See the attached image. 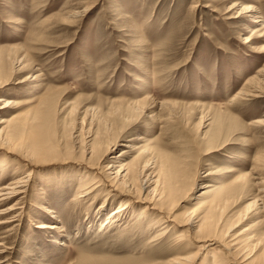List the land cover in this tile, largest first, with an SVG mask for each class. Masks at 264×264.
I'll return each instance as SVG.
<instances>
[{
  "label": "rangeland",
  "instance_id": "rangeland-1",
  "mask_svg": "<svg viewBox=\"0 0 264 264\" xmlns=\"http://www.w3.org/2000/svg\"><path fill=\"white\" fill-rule=\"evenodd\" d=\"M253 17L264 0H0V134L28 153L0 150V189L28 181L0 199V213L19 204L1 216L0 264H264V91L240 95L263 79ZM39 110L53 151L36 161ZM148 180L164 215L112 191ZM242 231L236 263L224 246Z\"/></svg>",
  "mask_w": 264,
  "mask_h": 264
},
{
  "label": "bare ground",
  "instance_id": "bare-ground-1",
  "mask_svg": "<svg viewBox=\"0 0 264 264\" xmlns=\"http://www.w3.org/2000/svg\"><path fill=\"white\" fill-rule=\"evenodd\" d=\"M240 6V4H238V2H236L232 7H231V10L230 11H235L236 10V8H238ZM204 7H210L209 5H206V6H204ZM229 11V12H230ZM244 12H242V13H245V14H248V13H254V9H253V7H248L247 9H245L244 8V10H243ZM238 13V16L236 17V18H239V17H241V12L239 13V12H237L236 11V14ZM234 15V14H233ZM253 19H255L254 17H253ZM257 19V18H256ZM255 19V21L253 20V22L256 24V25H260L261 23H263L264 21L261 19V18H259L260 20H256ZM262 34V33H261ZM262 37H264V35L262 36ZM251 41V39H249V38H247V41H245V44H248V43H251L250 42ZM261 51H263L264 52V48L261 50ZM5 63V62H4ZM5 65L7 66V63H5ZM4 64H3V66L4 67H1V69H0V72L2 73V74H4L5 72H7L8 70H7V68H6V66H5ZM21 66V65H20ZM12 67V66H11ZM9 68V67H8ZM13 71V70H12ZM16 71V70H15ZM14 71V72H15ZM7 75V74H6ZM259 76L260 77H262L263 79H260L258 82H256L255 83V79L254 80H250L249 81V83H248V85L250 84V86H249V89L247 90V92L244 94V93H242V94H240L241 96H246V97H252V98H261V95L263 94V91H264V86H262V85H264L263 83H264V68L259 72ZM258 80V79H257ZM26 82V80L25 81H23V82H21V83H25ZM255 84V85H254ZM1 102V101H0ZM45 106H47L48 108L47 109H50L49 108V105H45ZM6 108H9V106L7 105V106H5L4 108H1V109H6ZM39 112H41L40 110L39 111H37L36 113L38 114L37 116H35L34 117V120L35 121H37V118L40 116V119H39V121L41 122V127L40 126H35V131H34V133H35V137H34V139H35V141L33 142V147H31V152H32V157L36 160V161H40V159H42L43 157H45L46 156V154H50L52 151H53V149L52 148H49V149H47L46 147H44V143H45V141H46V138H45V135H46V129H47V125H49V123H52V121H50V118L49 117H45V116H42ZM49 112V111H48ZM9 120H7V119H5V118H0V125H3V124H5V123H7ZM260 123H264V122H260ZM18 127H16V129L14 130V132H19V129H17ZM24 128V127H23ZM37 137H39L38 139H37ZM37 139V140H36ZM16 140L15 139H13V135L11 134V135H9V136H6V137H4L3 135H1L0 134V145L2 146V148L0 149V150H2V151H4L5 153H6V155H15V152L14 151H19L20 153H22V154H24V153H26V154H28L26 151H24V149L21 147V145H20V143H15L14 145H13V143L15 142ZM112 149H110L109 151H111ZM108 151V152H109ZM24 158H27V157H24ZM167 163V162H166ZM166 163H165V165H166ZM109 166H111V165H109ZM170 167V166H169ZM173 167H176V165L175 166H173ZM113 168H116V165H112L111 167H109L108 169H107V171H111ZM123 169V168H122ZM122 169L121 170H119V171H117L116 172V179H118L119 177H122L121 175V171H122ZM168 169V168H167ZM170 169V168H169ZM125 171V170H124ZM165 171H167V170H165ZM170 172H171V170H169ZM172 171H174V170H172ZM175 172H176V170H175ZM169 173V172H168ZM167 173V174H168ZM127 175H128V173H126V175L123 177V179H125L126 180V178H127ZM164 175H165V173H164ZM173 175V173H171V175L170 176H172ZM30 175L28 174V176L27 177H29ZM110 176V175H109ZM176 176V175H175ZM26 177V178H27ZM161 177H162V175H161ZM165 177L166 178H168V176L167 175H165ZM173 177V176H172ZM172 177H170V178H168V179H170V180H168V181H165V183L167 184V189H164V190H168V195H169V200H170V202H171V200L173 199V197L172 196H174L175 194H177V193H179V188H177L176 187V183H177V181H175V182H173L174 180L172 179ZM159 178V177H158ZM166 178H164V179H166ZM148 179V178H147ZM150 179V178H149ZM161 179V178H160ZM159 179V180H160ZM163 179V180H164ZM152 180V179H151ZM151 180H148L147 181V183L145 184V186L144 185H142V182H140V185H138V186H135V184L132 182V184L131 183H124L123 184V189L125 190V191H123V190H120L121 188H119L118 186H114V187H112V191L113 192H115L116 193V195H120V196H124V197H128V199L130 198L131 199V201L132 202H134L135 204H141V205H148V207L151 209V211H159V208H157L156 207V205H154L152 202L153 201H156L157 199H156V197L155 196H157L158 195V193H157V190L155 191H153L152 193H150L149 192V189H150V186L149 187H146V186H148V184L149 183H151ZM158 180V181H159ZM162 180V179H161ZM160 180V181H161ZM141 181V180H140ZM158 181H155L156 183H157V186L158 185H162V183H160L159 184V182ZM162 182V181H161ZM28 183V181L26 180L25 181V178L24 179H18V180H16V182H13V183H11V184H8V185H6V186H3V188L2 189H0V199H1V201H3V202H5V201H7V200H9V199H13V198H16L17 196H19V195H22V194H25L27 191V188H26V186L28 185L27 184ZM156 183H155V185H156ZM164 183V182H163ZM165 184V185H166ZM150 185V184H149ZM155 187V186H154ZM165 187V186H164ZM126 188V189H125ZM156 188V187H155ZM165 191V192H166ZM154 194V196H152ZM164 194V193H163ZM167 194V193H166ZM161 195V194H160ZM176 196V195H175ZM257 199V198H256ZM160 200V199H159ZM126 202L124 205L122 204L121 205V207H120V209L118 210V212H117V214H119L121 211L123 212L124 210H126L127 208H130L133 204H132V202ZM162 201V200H161ZM254 204H258V200H255L254 201ZM19 204H18V201H17V203L14 205V206H12V208H10V209H6V210H3L4 211V213H0V224H3V223H10V222H6V221H1L2 220V218H1V216H4L5 215V213H10L11 211H15L17 208H15V206H18ZM160 210H164V209H160ZM2 211V212H3ZM159 212H161V211H159ZM146 213V212H145ZM160 214H162V215H164L162 212L160 213ZM164 218V217H163ZM165 219L167 220V221H169L168 219H167V216H165ZM173 220H170V222L171 223H174L176 226H178V227H181V226H185L186 224H188V225H190L189 226V228L187 229V232H186V234L190 237V238H192V240L193 241H195L194 240V237L197 235V234H203V233H207L206 232V229L204 228L205 227V221H206V219H204V222H203V226L204 227H202L201 226V224H202V221H203V218H201L199 221H193L192 219H184L183 221H181V222H179V220H176V218H172ZM199 222V223H198ZM198 223V224H197ZM237 226H239V224L237 225ZM37 228H47V229H53V228H56L54 225H48V224H46V223H43V224H39V226H36ZM248 229V228H247ZM55 230V229H54ZM246 230V229H245ZM185 233H183L182 232V234H181V237H183V235H184ZM209 235L208 236H206V237H203L202 238V240H200V242L201 243H203V245L201 246V248L202 247H205L206 249H208V247L211 245V244H213V242H215V239L213 238V236H210V235H212V234H210V233H208ZM227 234H229V233H227ZM204 236V235H203ZM243 236H245V234H244V231H242V232H240V233H238V234H235V235H232L231 236V240L228 242V243H226L225 244V246H224V248H225V250H227L228 251V253L230 252V254H232V256H233V259H234V261L237 263V261H238V259H237V261H236V259H235V257H234V252H236L237 250H239L240 249V247L244 244V243H247V242H249V241H251L252 240V238L253 237H250V238H246L247 240H245V239H243ZM197 242H199V239H197ZM196 242V243H197ZM209 242H211V243H209ZM208 244H210V245H208ZM221 244V243H220ZM246 247V246H245ZM243 248V247H242ZM194 256V255H193ZM192 256V257H193ZM192 257L191 258H178V259H175V260H172V264H189L188 262L190 261V259H192ZM213 262H212V264H221L222 262H220V263H218L217 262V260H216V258L214 259V260H212ZM191 262V261H190ZM234 262V263H235ZM1 263V262H0ZM240 263H242V262H240Z\"/></svg>",
  "mask_w": 264,
  "mask_h": 264
}]
</instances>
